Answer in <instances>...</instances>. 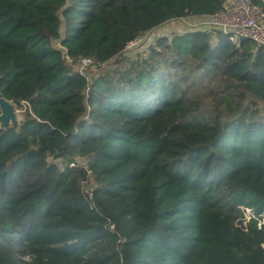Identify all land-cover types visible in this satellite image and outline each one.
<instances>
[{"label": "trees", "instance_id": "obj_1", "mask_svg": "<svg viewBox=\"0 0 264 264\" xmlns=\"http://www.w3.org/2000/svg\"><path fill=\"white\" fill-rule=\"evenodd\" d=\"M226 1L0 0V264H264V48L125 49Z\"/></svg>", "mask_w": 264, "mask_h": 264}, {"label": "built area", "instance_id": "obj_2", "mask_svg": "<svg viewBox=\"0 0 264 264\" xmlns=\"http://www.w3.org/2000/svg\"><path fill=\"white\" fill-rule=\"evenodd\" d=\"M168 21L181 23L187 30H217L225 34L233 43H237L241 38H248L264 48V11L252 0H227L224 7L214 13L202 16L177 17ZM132 43L133 41L129 42L127 46L132 45ZM81 63L86 65L89 60L83 59ZM70 165L74 164L71 163ZM84 192L90 197V187H86ZM250 217L249 210L245 209L242 220L243 226L250 220Z\"/></svg>", "mask_w": 264, "mask_h": 264}, {"label": "rangeland", "instance_id": "obj_3", "mask_svg": "<svg viewBox=\"0 0 264 264\" xmlns=\"http://www.w3.org/2000/svg\"><path fill=\"white\" fill-rule=\"evenodd\" d=\"M184 31H187V29L184 26H182L181 23L167 21L153 28L152 30H150L149 32H147L145 35L141 36L137 40L133 41L132 45L126 46L125 49L127 52H130V53H133L136 51H142L143 49H145V47H147L149 44H152L154 40L161 35L170 36L172 34H178ZM54 45L58 46V42H54ZM15 112H16V118L18 122L22 118L21 111H19L15 107Z\"/></svg>", "mask_w": 264, "mask_h": 264}, {"label": "water", "instance_id": "obj_4", "mask_svg": "<svg viewBox=\"0 0 264 264\" xmlns=\"http://www.w3.org/2000/svg\"><path fill=\"white\" fill-rule=\"evenodd\" d=\"M17 123L13 102L0 96V128Z\"/></svg>", "mask_w": 264, "mask_h": 264}]
</instances>
